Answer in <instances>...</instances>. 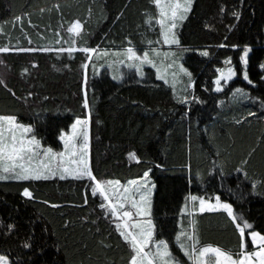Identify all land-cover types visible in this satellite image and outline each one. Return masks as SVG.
<instances>
[{"label":"trees","instance_id":"trees-1","mask_svg":"<svg viewBox=\"0 0 264 264\" xmlns=\"http://www.w3.org/2000/svg\"><path fill=\"white\" fill-rule=\"evenodd\" d=\"M145 10L156 14L150 0H0V47L36 49L0 52V115L32 123L42 144L57 151L63 145L60 134L77 117L89 115L90 166L98 179L126 183L151 169L153 217L162 233L157 238L180 252L175 235L195 218L202 243L235 251L238 230L224 211L182 209L194 203L186 201L190 195H220L255 230L264 231V184L254 192L252 183L264 182V70L259 67L264 63V0H194L193 12L177 29L188 49L181 60L195 81L194 90L187 91L200 98L191 105L180 103L173 86L152 68L141 76L115 63L125 47L143 52L165 46L155 43L159 25L146 22ZM234 11L241 13L239 19ZM76 19L84 25L79 36L68 31ZM244 45L251 47L246 67L253 84L243 78ZM45 47L53 50H39ZM84 47L99 54L89 59ZM204 49L208 56L201 54ZM229 59L237 75L217 92L216 70ZM119 73L122 78L114 79ZM236 88L247 95L234 93ZM131 151L139 161L128 156ZM214 162H222L223 171L213 170ZM92 184L87 177L0 181V253L23 264H128L130 250L112 219L103 215V198L92 195ZM24 187L34 198L22 195ZM9 224L16 225L11 233ZM29 236L31 250L21 243Z\"/></svg>","mask_w":264,"mask_h":264},{"label":"snow or ice","instance_id":"snow-or-ice-1","mask_svg":"<svg viewBox=\"0 0 264 264\" xmlns=\"http://www.w3.org/2000/svg\"><path fill=\"white\" fill-rule=\"evenodd\" d=\"M150 2L155 6L156 14L149 13L147 10H145V14L146 22L149 25H152L153 21L159 25L160 39L155 43L168 46L175 45L179 51L173 50L171 47L168 51H162L156 47L143 51L141 55L134 47L129 46L116 53L118 57L123 56L124 59L117 60L115 63H126L128 68H134L141 76L144 75L143 66L145 64L151 65L156 68L159 78L165 80V82H169L168 77L171 76L174 92L176 91L175 83L179 80L180 75L184 74L188 78V88L194 90L195 81L192 79V72L181 63L183 52L188 49L182 46L177 32V29L193 12L194 0H150ZM220 11L224 13L226 7H221ZM232 15L234 18L239 19L241 13L234 11ZM15 19L22 21L20 16L15 17ZM28 23H32L31 19L28 20ZM83 27L82 21L76 19L68 28V31L79 36ZM205 27L211 26L205 24ZM3 31L4 29L0 27V32ZM126 39L128 38L126 37ZM56 43H59V40ZM153 43L151 40L148 41L149 45ZM232 47H237V45H232ZM35 50L32 48L17 47L12 49L0 47V52ZM39 50L47 52L53 49L45 47ZM82 50L85 53L96 52V49L92 47H84ZM56 51L64 52L65 49L59 48ZM72 51L73 48L71 47L67 49L69 54ZM250 51V47L244 45L243 55L240 59L245 65L243 78L249 84H253L254 81L249 78L246 67L249 63ZM105 54H107L106 50ZM201 54L208 56L209 52L204 49ZM229 63L230 59L225 61V64ZM83 67L87 69L88 64H84ZM259 67L264 70V63H261ZM24 71H27V69H24ZM216 71L219 75L214 80L215 90L220 92L237 73L232 67L217 68ZM122 76L123 73H119L114 76V79L119 80ZM86 80L87 76H85ZM0 83H3V80H0ZM234 93L247 95L243 88H236ZM28 95H32V93H28ZM176 98L185 105H191L192 101L200 99L194 95V91L189 94L187 88L184 89L183 95L177 93ZM255 99L260 98L256 97ZM83 103L86 108L89 107L87 93H85ZM261 104H264V100H261ZM249 115H254V113L250 112ZM59 139L63 141V151H55L51 146L46 147L42 144L32 123L18 122L16 115H0V181H39L54 177H60L61 179L87 177L94 181V184L91 185L92 195L99 194L103 198V202L99 204L100 209L104 210L103 215L112 219L119 237L122 238V241L127 244L130 250L128 264H185L171 250L169 240L157 238L162 233L159 231L158 224L153 217V190L155 184L150 182L149 172L151 169L146 170L142 177L128 180L126 184H122L118 179H98L93 174L89 162L88 118L81 119L77 117L71 125V132H62ZM128 156L133 160H140L135 151L129 152ZM249 156H251V153H249ZM241 164L246 166L248 160H242ZM159 166L164 167V165ZM216 168L223 171V163L214 162L213 170ZM235 170L244 172L245 177L248 175L243 167H237ZM252 183L254 192L257 190L256 185L258 183L264 184V182L255 180ZM260 194L264 195V190ZM22 195L26 198H34L33 191L29 187L23 188ZM187 199L192 202L199 201V204L197 206L193 203L189 208L186 202L182 211L194 214L196 212L204 213L206 210H222L231 218L239 234V244L235 251L214 246L211 243H202L197 234V222L193 218L188 227L182 225L181 230L175 235V243L183 251L187 261L191 264H264V231L255 230L253 223L245 217L243 212L237 213L234 211L233 203L222 200L220 195H216L215 202L196 195H190L186 198V201ZM87 202L86 193L84 203ZM44 203L50 202L45 200ZM57 206L53 205V207ZM7 227L8 232L11 233L16 225L9 224ZM246 236H250V240L246 239ZM21 243L23 248L29 250L34 246L32 236ZM250 246H252L251 250ZM40 251L43 252V248ZM0 264H23V262L19 257L12 260L9 254H0Z\"/></svg>","mask_w":264,"mask_h":264},{"label":"rangeland","instance_id":"rangeland-1","mask_svg":"<svg viewBox=\"0 0 264 264\" xmlns=\"http://www.w3.org/2000/svg\"><path fill=\"white\" fill-rule=\"evenodd\" d=\"M167 47H171V49H173V50H176L175 48H173L172 46H168V45H165L164 47H161L160 49L162 50V51H168L169 50V48H167ZM250 49H251V47H250ZM137 52H138V54H141L142 55V53L143 52H139L138 50H137ZM251 52V51H250ZM250 52H249V55H250ZM97 54H99V53H89V57H93V55H97ZM243 55V51L241 52V55H240V57ZM120 59H124V57L123 56H120L119 58H117L116 60H120ZM239 60H240V62H241V64H242V66L243 67H245V65H243V62L241 61V59L239 58ZM181 63H183L182 62V60H181ZM184 64V63H183ZM119 65L120 66H126L127 67V64L125 63V64H120L119 63ZM147 67H149V68H152L154 71H155V73H156V75H157V77H159L158 76V74H157V71H156V68H153L151 65H148V64H145L144 66H143V72L145 71V69H147ZM227 67H232V68H234L235 69V71H236V73H237V68L235 67V64H233V65H231L230 63L229 64H226L225 65V67H223V68H227ZM245 70V69H244ZM243 70V71H244ZM217 75H219V73L217 74ZM237 75V74H236ZM236 76H234L232 79H234ZM168 83L169 84H171L172 86H173V83L171 82L172 81V78H171V76L169 75V77H168ZM230 81H228L227 83H229ZM222 83H223V81H222ZM226 85V84H225ZM188 89V78H187V76L186 75H184V74H181L180 75V77H179V80L175 83V89H176V92L177 93H179L180 95H183L184 94V89ZM84 118H88L89 119V162H90V143H91V136H90V116L88 115V116H86V117H83V118H81V119H84ZM67 132H71V129L69 130V131H67ZM82 142V141H81ZM55 151H57V150H55ZM59 151H63V145H62V147H61V149L59 150ZM140 177H142V176H140ZM149 177H150V182H152V178H151V174H150V172H149ZM137 178H139V177H137ZM137 178H134V179H137ZM122 183V182H121ZM127 183V182H126ZM126 183H122V184H126ZM153 194H154V190H153ZM195 194H197V193H195ZM194 195V194H193ZM249 238H250V236H249ZM171 248V247H170ZM171 250H172V248H171ZM173 252H174V254L181 260V261H183V262H185V264H191V262H189V261H187V258L184 256V254H183V251L180 249V252H178V251H174V250H172ZM1 254V253H0Z\"/></svg>","mask_w":264,"mask_h":264},{"label":"crops","instance_id":"crops-1","mask_svg":"<svg viewBox=\"0 0 264 264\" xmlns=\"http://www.w3.org/2000/svg\"><path fill=\"white\" fill-rule=\"evenodd\" d=\"M199 196H203L204 198H206V199H210V200H212L213 202H215V197L216 196H213V197H209V198H207V197H205L204 195H202V194H199ZM195 204H199V201H196V202H194Z\"/></svg>","mask_w":264,"mask_h":264}]
</instances>
